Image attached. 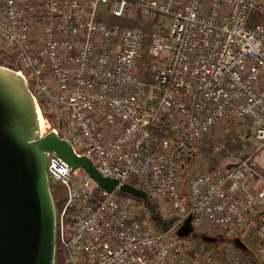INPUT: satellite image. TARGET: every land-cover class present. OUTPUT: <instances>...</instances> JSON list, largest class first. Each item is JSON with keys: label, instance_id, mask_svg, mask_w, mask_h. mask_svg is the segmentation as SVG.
Returning <instances> with one entry per match:
<instances>
[{"label": "built area", "instance_id": "obj_1", "mask_svg": "<svg viewBox=\"0 0 264 264\" xmlns=\"http://www.w3.org/2000/svg\"><path fill=\"white\" fill-rule=\"evenodd\" d=\"M42 2L36 44L32 0H1L0 42L38 102L54 112L52 123L44 120L39 103L43 135L57 132L104 176L167 198L180 222L192 215L194 230L234 238L256 216L264 240V184L249 185L257 174L250 155L191 175L182 159L183 149L193 150L226 119L250 120L258 150L264 147V0ZM133 6L143 17L169 20L149 44L152 101L137 74L144 34L99 18L103 8L123 18ZM166 123L170 135H161ZM47 172L66 190L57 214L64 264H250L233 248L226 260L191 254L186 237L172 235L177 227L158 230L136 200L117 191L97 194L94 179L55 153Z\"/></svg>", "mask_w": 264, "mask_h": 264}, {"label": "water", "instance_id": "obj_2", "mask_svg": "<svg viewBox=\"0 0 264 264\" xmlns=\"http://www.w3.org/2000/svg\"><path fill=\"white\" fill-rule=\"evenodd\" d=\"M51 153L83 170L101 190L119 191L143 201L153 219L158 210L150 192L131 182L104 176L95 162L80 155L57 132L42 133L40 105L20 68L0 64V264H56L57 210L47 166ZM192 215L159 223L161 231L194 234ZM209 243L217 237L202 236Z\"/></svg>", "mask_w": 264, "mask_h": 264}, {"label": "rangeland", "instance_id": "obj_3", "mask_svg": "<svg viewBox=\"0 0 264 264\" xmlns=\"http://www.w3.org/2000/svg\"><path fill=\"white\" fill-rule=\"evenodd\" d=\"M107 15V19H103L105 22L115 25L120 24L123 26H129V27H135L141 30V32L144 34L143 38V48L141 51V56L138 60L137 65V74L138 79L146 85L141 86L140 90L142 93H144V96L149 101H152L149 99V96H152L150 94L149 85L152 82L153 73L156 67V59L150 55L149 53V44L150 40L152 38V35L155 32H158L161 30L163 25L167 26L169 24V20L165 17H161L160 19H150L147 17H143L140 15V12L136 7L132 9L129 14L123 18H116L109 11L105 12ZM113 16V17H112ZM5 47L0 42V51L6 50ZM9 52V51H8ZM1 55V53H0ZM6 59L4 57L0 56V64L9 66L8 64H5ZM11 67V66H9ZM42 102V97L39 100V103ZM42 109V107H41ZM49 116H45L42 109L43 119L48 118L49 121L52 123L54 112L49 108ZM47 122L44 123L46 125ZM45 128V126H44ZM45 133V132H44ZM258 142L256 141L254 137V126L253 123L250 120H243V119H226L221 122H219L211 131L210 135L203 138L198 144L195 145V151H193L192 155H189V159L185 162V171L187 175L193 174V172L206 170V169H212L214 167L219 166V161L221 158H231L235 161L238 160V158L243 156H251L255 153V151H258ZM194 150V149H193ZM229 160H225L223 163H228ZM222 163V164H223ZM221 166V165H220ZM194 167V170H193ZM184 174V176L181 179L182 187H186L187 182V176ZM151 195V194H150ZM125 200H134L135 198L129 194L122 195ZM153 197L157 204V210L158 214L159 212L162 213L163 216H165V219L163 222L159 220H154L150 212L148 214H145L148 216L152 221L156 222L159 226V223L167 222L170 218L174 217V209L172 208V205L170 201L167 198H158ZM152 198V199H153ZM145 208V207H144ZM147 209V208H146ZM148 210V209H147ZM158 217V216H157ZM154 222V225H155ZM156 226V225H155ZM171 231H176L175 228H173ZM218 231L213 230H194V234L189 235L186 237V239L190 242V253L196 254V255H220L221 259L226 260L228 254L230 253V249L233 248L235 250H238L242 252L246 257V260L253 264L250 258V251L246 249V246H244L243 242L246 238L247 234L242 233L239 236H236L234 238H231V236H227L225 234L220 235ZM213 236L217 237L218 241L215 243H209L202 239V236ZM245 245H249V242ZM248 253V254H246Z\"/></svg>", "mask_w": 264, "mask_h": 264}, {"label": "crops", "instance_id": "obj_4", "mask_svg": "<svg viewBox=\"0 0 264 264\" xmlns=\"http://www.w3.org/2000/svg\"><path fill=\"white\" fill-rule=\"evenodd\" d=\"M42 1L43 0H32V22H33V30H34L33 34L35 37L36 44L41 43L42 30H43V22L40 20V15H41L42 8H43V2ZM0 2H1V0H0ZM133 8H134V6H133ZM107 11L110 12V10L108 8H103V10L99 14V18L102 20L105 18L107 19L108 17L105 14V12H107ZM193 149H194L193 151H195V148H193ZM225 160H229L230 162L223 163ZM233 163H234V160L231 158H221L219 161V166L220 165L221 166L232 165ZM251 163H252L253 167L255 168L257 174L250 179L249 185L253 188L258 189L259 187H261L264 184V147L262 149L258 150L257 152L255 151V153L252 155ZM252 217L253 218L249 222V227L247 229L248 231L245 232L247 234V236H249V235L251 236L253 234L252 232H256L255 227L253 226L255 221H256L255 220L256 216H252ZM247 236L244 239L243 244L245 245L246 241H247V243L249 242V245H245L246 249H248V251H250V253H251L250 256H248V258L251 259L253 264H264V243L261 244L260 247H256L254 245V243H252V242H256V241H254L253 239L247 240ZM246 254H248V253H246Z\"/></svg>", "mask_w": 264, "mask_h": 264}, {"label": "trees", "instance_id": "obj_5", "mask_svg": "<svg viewBox=\"0 0 264 264\" xmlns=\"http://www.w3.org/2000/svg\"><path fill=\"white\" fill-rule=\"evenodd\" d=\"M2 57H4V59H6L5 64H8L9 66L11 67H16L17 66V59L16 57L11 54L10 52H8L7 50H2L0 51ZM33 85L32 83H30V88L33 90ZM41 104V107L43 109V113L45 116H49V106L45 105L44 103L40 102ZM163 132H160L161 135L163 134H168L170 135L169 133V130H168V123L164 124L163 126ZM159 133V132H158ZM183 152V156H182V159H183V162L185 163L187 159H189V155H192L194 154L193 153V150L192 148H187V149H183L182 150ZM195 155V154H194ZM133 184L139 186V187H144L143 185H140L138 184L137 182H132ZM51 192H52V195H53V198H54V202H55V206H56V210H57V214H59L61 208L64 206L65 202H66V190L65 188L59 184L58 182H54L51 180ZM97 194H100L102 195L103 194V190H101L100 188L97 189ZM118 195H125L124 193H121L119 191H117ZM153 198V197H152ZM136 202L138 203V205L141 207L142 211L145 213V214H148V210L146 209V207L144 206V203L142 200L140 199H135ZM154 203L157 204L156 200L153 198L152 199ZM145 207V208H144ZM158 220L159 221H164L166 220L165 219V216L162 215V213L159 212L158 214ZM155 222V221H154ZM155 225L157 227L158 230H160V227L158 226V224L155 222ZM172 229V226L169 228V230ZM172 232V235L173 236H176V232L175 231H171ZM253 234L250 236H247V240L248 239H253L254 241L256 242H252L254 243V245L256 247H260L261 244L264 243V240L260 239L258 237V235L256 234V232H252ZM250 234V233H249ZM222 235V234H220ZM223 236V235H222ZM245 246V245H244ZM64 258H65V253H64V250L62 249L61 245H60V242L59 240L57 241V250H56V264H64Z\"/></svg>", "mask_w": 264, "mask_h": 264}, {"label": "bare ground", "instance_id": "obj_6", "mask_svg": "<svg viewBox=\"0 0 264 264\" xmlns=\"http://www.w3.org/2000/svg\"><path fill=\"white\" fill-rule=\"evenodd\" d=\"M41 126H42V118H41Z\"/></svg>", "mask_w": 264, "mask_h": 264}]
</instances>
